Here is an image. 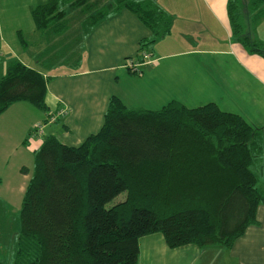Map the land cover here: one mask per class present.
<instances>
[{"label":"trees","instance_id":"16d2710c","mask_svg":"<svg viewBox=\"0 0 264 264\" xmlns=\"http://www.w3.org/2000/svg\"><path fill=\"white\" fill-rule=\"evenodd\" d=\"M263 3L250 2L253 22L264 14ZM79 6L90 9V27L123 9L133 12L151 31L141 48L172 27V16L153 0H46L32 10L36 28L62 29L67 9ZM242 11V0L227 1L231 36L264 58V44L248 32ZM45 95L38 70L7 62L0 114L17 101L46 110ZM255 131L212 102L140 109L112 96L101 127L80 144L47 135L34 151L13 264H137L139 238L152 233H161L169 248L231 247L264 204L255 170L263 140L256 138V147ZM122 192V200L106 205Z\"/></svg>","mask_w":264,"mask_h":264},{"label":"crops","instance_id":"0c3cea01","mask_svg":"<svg viewBox=\"0 0 264 264\" xmlns=\"http://www.w3.org/2000/svg\"><path fill=\"white\" fill-rule=\"evenodd\" d=\"M45 1L0 0V76L7 62L17 59L38 70L46 80L47 109L51 102L57 104V110L46 115L48 121L35 135L31 130L41 124L38 121H44L45 114H38L37 119H32L37 121L22 126L20 132H16L17 123L3 126L0 122V148L5 152L6 166L12 165L17 171L26 167L23 153L31 156L47 135H55L61 141L59 126L45 133L50 123L61 122L62 134L69 139L61 142H82L99 130L108 101L116 96L132 108L156 109L170 101L187 107L212 102L223 111L240 115L256 128V147L263 140L255 168L260 178L259 170L264 166V58L248 53L232 38L228 0H153L173 21L171 31L156 40L154 47L152 43L149 52L139 42L151 36L150 29L125 9L93 27L87 24L83 34H76L66 20V26L58 31L38 30L32 10ZM21 21L23 27L14 24L4 33L8 22ZM257 27L254 32L250 28L249 33L261 36ZM67 33L60 42L70 58L68 62H57L51 45ZM144 50L153 62H139L141 72L132 75L122 62L137 52L142 57ZM61 65L70 70L48 73ZM64 107L67 112L57 115ZM12 149L24 152L17 154ZM255 215L256 223L228 248L194 244L169 248L161 233L142 236L137 264H264V204L257 206Z\"/></svg>","mask_w":264,"mask_h":264},{"label":"rangeland","instance_id":"374dc122","mask_svg":"<svg viewBox=\"0 0 264 264\" xmlns=\"http://www.w3.org/2000/svg\"><path fill=\"white\" fill-rule=\"evenodd\" d=\"M250 2H252V0H242V10H243L242 12L244 13L245 20L247 21L246 25H247V29L249 28L248 32H250V28L254 32L256 27L259 25L257 27V31L260 30L261 36L259 34H257L258 36L257 35L256 36L261 37L260 39H261L262 43L264 44V14H262L258 18V19H260V18L262 19L259 21V23L253 22V18L255 17V14L252 11ZM249 4H250L251 12L248 13ZM83 7L84 6L75 7L74 9H69V11L65 13V15H67L66 16V22H67L68 27L74 28L72 30H76V34L77 33L83 34L87 30V23H88V16L90 14V9L86 8L84 10ZM260 9L264 10V3ZM125 10H127V9H125ZM127 12H130L131 14L134 15V13L129 11V10ZM249 21H251V22H249ZM14 24L15 25L20 24L23 27V21H21V22H8L4 26V33L6 32L7 29L12 27V25H14ZM20 34H21V32H18V35H20ZM67 35H68V33L65 34L63 38H57L55 41H53L54 38L51 39V41H53V44L51 45L52 51H54L53 54L56 57L57 62H59L60 60L68 62V60L70 58L67 56V54L64 53V50L61 49L62 45L60 42V39L65 40L66 39L65 36H67ZM17 39H18V37H17ZM157 42L158 41L153 43V47L155 46V44ZM143 47L144 48L146 47L145 49H147V51L152 50V44L146 43L145 45H143ZM147 51L144 50L143 52H147ZM24 54L26 55V53H24ZM76 56H77V53H76V55L72 54V59H75ZM141 59H142V57H141L140 53L137 52L135 55H132V56L124 59L122 62V66L125 67V65H124L125 61L134 60V64H131V68H128V66H127L128 62H126L127 64H126L125 69L128 70L129 72H131L132 75L139 74V72H141V70H140V64L138 62L140 61V62L144 63L146 61V60H141ZM149 62L152 63L153 59L150 58ZM134 67H137V68H134ZM63 69L70 70L68 66L61 65V66H58V68L56 70H53V68L50 69L48 73L49 74H55L57 72H60ZM49 99H50V97H49ZM50 106H51L50 109L46 108L47 110H42L30 102L17 101V102L12 103L8 107V109H6L4 111L5 113H2V115H0L1 116L0 118H3V119H1L0 122L3 123V126H10V124H9L10 122L17 123L18 126L17 127L15 126L16 132H20L22 126L28 127L31 125L32 121H34L33 123H35V121H37V120H32V119H37V117H39V116H37L38 114L40 115V117L43 114H45V116L42 118V119H44V121H38L37 122V123L43 124V126H44V124L49 119V118L46 119V115L51 114L49 112H51L52 110L54 111L57 107V104L55 103V101H53L50 103ZM162 106L163 105L160 104L159 106H157L156 109L161 108ZM62 109L65 110V112H67L66 107H64ZM61 110H58V111H61ZM58 111H57V115L60 114ZM61 112H62V115L65 114L63 111H61ZM50 117L55 118V115L52 114ZM58 126L60 128V130H59L60 136L59 137H60L61 141L63 139L65 141H69V139L66 136H63V134H62L63 130L61 128V122L60 123H50V124L46 125L45 133L49 134L51 132L50 128H57ZM80 143L81 142H79L78 144H80ZM78 144H76V145H78ZM12 150H13V152H15L17 154H20V152H24V150H14V149H12ZM22 157L26 163V167L22 168L20 171H17L16 168L12 165L6 166L5 152L0 148V264H13V260L15 257V250L17 247V237H18L19 229H20V210H21L22 197L24 195L27 183H28V181L32 175V171H33V167H34V153L31 154V156H28L24 152ZM259 173H260V178H259L258 184L264 185V166L261 170H259ZM124 197H125V192H122L118 196H116L115 198L110 200L106 205L110 206V205L122 200ZM251 225H253V224H251Z\"/></svg>","mask_w":264,"mask_h":264},{"label":"built area","instance_id":"2783aa9c","mask_svg":"<svg viewBox=\"0 0 264 264\" xmlns=\"http://www.w3.org/2000/svg\"><path fill=\"white\" fill-rule=\"evenodd\" d=\"M150 58H151V55L148 53V52H143V54H142V59L141 60H146L145 62H149L150 61ZM126 62H128V64L126 63ZM130 62V63H129ZM140 62V61H139ZM138 62V63H139ZM126 64H127V66H128V68H131V64H134V60H131V61H125V63H124V65H125V67H126ZM140 64V63H139ZM141 65V64H140ZM134 68H137V67H134ZM61 111H63L64 113H65V110H61ZM61 111H59V113L60 114H62V112ZM51 120H53L54 118H50ZM41 127H42V124H35L34 126H33V129H32V135H35L34 133H38V132H40V130H41Z\"/></svg>","mask_w":264,"mask_h":264}]
</instances>
